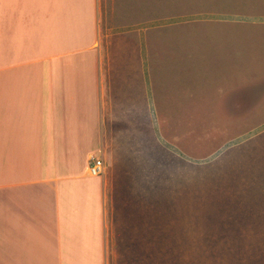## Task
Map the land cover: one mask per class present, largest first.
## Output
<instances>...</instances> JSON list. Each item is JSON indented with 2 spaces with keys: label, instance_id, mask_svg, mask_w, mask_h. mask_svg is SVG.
Masks as SVG:
<instances>
[{
  "label": "rangeland",
  "instance_id": "1",
  "mask_svg": "<svg viewBox=\"0 0 264 264\" xmlns=\"http://www.w3.org/2000/svg\"><path fill=\"white\" fill-rule=\"evenodd\" d=\"M99 4L146 47L156 106L121 156L108 264H264V0Z\"/></svg>",
  "mask_w": 264,
  "mask_h": 264
},
{
  "label": "crops",
  "instance_id": "2",
  "mask_svg": "<svg viewBox=\"0 0 264 264\" xmlns=\"http://www.w3.org/2000/svg\"><path fill=\"white\" fill-rule=\"evenodd\" d=\"M106 30L99 0H0V264H108L121 156L156 106L143 42Z\"/></svg>",
  "mask_w": 264,
  "mask_h": 264
},
{
  "label": "built area",
  "instance_id": "3",
  "mask_svg": "<svg viewBox=\"0 0 264 264\" xmlns=\"http://www.w3.org/2000/svg\"><path fill=\"white\" fill-rule=\"evenodd\" d=\"M88 166V173L91 176L102 175L105 171V164L102 158L92 155Z\"/></svg>",
  "mask_w": 264,
  "mask_h": 264
}]
</instances>
